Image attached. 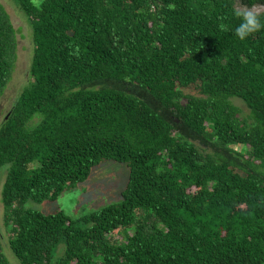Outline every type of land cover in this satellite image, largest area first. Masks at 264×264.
<instances>
[{
    "label": "trees",
    "instance_id": "1",
    "mask_svg": "<svg viewBox=\"0 0 264 264\" xmlns=\"http://www.w3.org/2000/svg\"><path fill=\"white\" fill-rule=\"evenodd\" d=\"M12 2L32 43L29 83L0 124L17 262L264 264V30L235 36L233 0ZM14 35L0 6V95ZM101 161L127 167L118 202L74 219L24 209Z\"/></svg>",
    "mask_w": 264,
    "mask_h": 264
},
{
    "label": "rangeland",
    "instance_id": "2",
    "mask_svg": "<svg viewBox=\"0 0 264 264\" xmlns=\"http://www.w3.org/2000/svg\"><path fill=\"white\" fill-rule=\"evenodd\" d=\"M37 5L39 0H30ZM6 16L14 30L15 52L12 70L5 88L0 95V124L9 108L18 97L23 87L29 83L28 68L32 53L31 31L26 17L16 8L12 0H0ZM187 95H197L194 89L184 92ZM231 103L240 111L241 117L248 116V110L237 99H231ZM239 151V147H234ZM6 168L0 169V189L3 183ZM128 177L125 164L112 161H101L91 169L86 180L77 184L73 189L63 192L54 202H42L40 204L28 201L24 209H30L43 214H51L57 211L74 219L85 213L94 211L109 203L120 200V193L124 189ZM2 205L0 202V255L7 264H19L7 247L8 232L2 219ZM60 252V251H59ZM60 254V253H58Z\"/></svg>",
    "mask_w": 264,
    "mask_h": 264
},
{
    "label": "clouds",
    "instance_id": "3",
    "mask_svg": "<svg viewBox=\"0 0 264 264\" xmlns=\"http://www.w3.org/2000/svg\"><path fill=\"white\" fill-rule=\"evenodd\" d=\"M232 17L239 21L234 28V35L241 41L254 36L264 30V4L256 3L252 0L251 6L242 2V0H233ZM221 18L219 29L222 32L232 30L229 24L223 22Z\"/></svg>",
    "mask_w": 264,
    "mask_h": 264
}]
</instances>
